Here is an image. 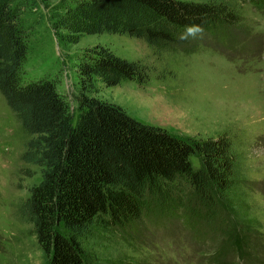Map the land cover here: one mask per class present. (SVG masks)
Wrapping results in <instances>:
<instances>
[{
    "label": "rangeland",
    "instance_id": "rangeland-1",
    "mask_svg": "<svg viewBox=\"0 0 264 264\" xmlns=\"http://www.w3.org/2000/svg\"><path fill=\"white\" fill-rule=\"evenodd\" d=\"M19 1L27 43L21 75L25 81L53 80L73 122L80 95L77 57L102 45L144 63L148 80L141 86L97 82L88 96L189 139H232L233 185L217 198L215 213L205 214L190 191L153 181L134 230L94 226L81 237L88 264H264V9L253 0H224L241 17L235 41L222 45L206 35L194 50L182 52L157 51L125 33L83 34L68 42L53 21L61 0ZM30 137L0 92V264H47L32 225L18 213L28 188L40 180V168L20 159ZM191 161L200 167L197 157Z\"/></svg>",
    "mask_w": 264,
    "mask_h": 264
},
{
    "label": "trees",
    "instance_id": "trees-1",
    "mask_svg": "<svg viewBox=\"0 0 264 264\" xmlns=\"http://www.w3.org/2000/svg\"><path fill=\"white\" fill-rule=\"evenodd\" d=\"M253 2L264 9V0ZM20 4L0 0V92L31 136L20 159L40 168V180L28 188L18 213L32 225L47 264H88L80 239L94 226L134 230L153 181L178 193L190 191L205 214L215 213L217 198L233 185L231 137L189 139L88 96L97 82L141 86L148 80L144 63L102 45L85 48L77 57L80 95L73 122L53 80L25 81L21 75L27 43ZM57 8L54 25L65 31L62 38L68 42L83 34L125 33L157 51L190 52L206 35L230 44L241 21L224 0H61ZM188 25H200L202 31L187 35ZM192 156L200 167L193 166Z\"/></svg>",
    "mask_w": 264,
    "mask_h": 264
},
{
    "label": "clouds",
    "instance_id": "clouds-1",
    "mask_svg": "<svg viewBox=\"0 0 264 264\" xmlns=\"http://www.w3.org/2000/svg\"><path fill=\"white\" fill-rule=\"evenodd\" d=\"M200 31H202L200 25H188L186 26V29H185V33L187 35H192V36L197 35Z\"/></svg>",
    "mask_w": 264,
    "mask_h": 264
}]
</instances>
